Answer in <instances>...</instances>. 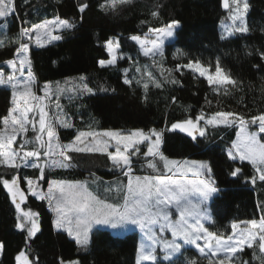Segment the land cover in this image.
I'll list each match as a JSON object with an SVG mask.
<instances>
[{
    "label": "trees",
    "instance_id": "1",
    "mask_svg": "<svg viewBox=\"0 0 264 264\" xmlns=\"http://www.w3.org/2000/svg\"><path fill=\"white\" fill-rule=\"evenodd\" d=\"M248 2V31L225 36L221 23L231 11L232 0L229 9H224L223 0H131L118 2L107 11L100 8L105 0H15L16 15L0 20V68L8 69L7 61L17 56V48L25 41L21 28L57 17L76 23L73 29H61L62 39L30 48V71L39 93L44 86H59L61 92L67 88L69 93V98L64 96L62 101L73 126H59L60 138L71 140L87 129L159 128L163 132V154L208 161L209 174L220 191L210 201L213 216L206 225L209 231L227 239L233 235V223L244 225L264 216V181L257 178L253 184L250 178L256 171L251 162L233 160L228 155L239 123L202 125L206 133L197 134L195 139L171 126L218 111L237 113L249 123L252 117L264 113V59L259 55L264 52V0ZM82 5H87L83 13L79 10ZM153 12L158 15L153 16ZM172 21H179L177 35L167 43L163 55L144 56L131 37ZM115 37L125 58L113 66L101 67L98 61L109 59L105 42ZM217 59L237 85L210 84L206 75L184 67L190 61H199L213 73ZM127 68L131 84L124 82ZM81 77L85 79L81 81ZM156 81L161 87L155 86ZM77 83H87L93 93L79 90ZM74 87L76 91H72ZM12 98L11 87H0V117L8 114ZM3 125L0 120V129ZM68 155L72 157L71 167L46 169V186L52 178L84 180L98 175L111 180L127 176L113 165L107 153L69 151ZM149 160L135 159L134 172L151 174L148 168L142 169ZM236 168L242 171L233 177L231 172ZM17 173L25 188L23 178L36 177L39 170L0 165V241L5 245L0 264H20L16 257L22 250L30 260L38 258V264H63L72 259L80 264H137L138 231L117 234L108 228H95L91 242L83 248L65 229L55 228V214L48 200L31 194L24 207L40 213V231L29 240L27 232L16 227L17 209L2 184V179L10 180ZM254 251L261 256L256 245L246 246L225 264H261L264 257L255 259ZM211 255L184 246L174 257L164 258L161 253L157 261L143 264H209ZM222 258L224 255H217L212 264H219Z\"/></svg>",
    "mask_w": 264,
    "mask_h": 264
},
{
    "label": "snow or ice",
    "instance_id": "2",
    "mask_svg": "<svg viewBox=\"0 0 264 264\" xmlns=\"http://www.w3.org/2000/svg\"><path fill=\"white\" fill-rule=\"evenodd\" d=\"M131 2V0H105V4H101L100 8L105 11L108 8L114 9L116 4ZM236 4V13L238 16L234 19L241 18L243 12L249 7L247 0H243L241 9V0H233ZM107 5V7H106ZM225 7H228V0H224ZM87 5H82L80 7V12L83 13ZM16 15L15 11V0H0V18L7 19L10 16ZM153 16L158 15L157 12L152 13ZM179 24V21H172L170 24L162 29H152V32L156 33L157 39L154 41H148L142 39L139 36H132L131 39L137 41L143 48L144 55H154L162 46V37H173L174 28ZM49 25H55L58 28L63 29H73L76 27V23L60 19L57 17L51 21H44L42 24L32 25L31 28H21L20 35L28 36L31 31H36L39 34L40 29H47ZM6 27V25H5ZM241 32H247L248 28L246 26L239 29ZM54 39H62L60 36L54 37ZM39 42V41H37ZM107 50L112 53L111 58L108 60H99L98 63L101 67L113 66L116 64L117 57L115 55L116 49L119 48L118 40L108 39L106 42ZM151 44V47L148 45ZM43 46V45H41ZM29 50V45L27 43H21L17 48V54L27 53ZM162 55V52L160 53ZM259 55L264 59V52H259ZM7 63L13 68H15L16 61L9 60ZM21 65V71L23 66L30 61L21 59L19 61ZM179 67V66H178ZM184 67L188 69H194L199 71L203 76L208 72V69L204 68L199 61H190ZM259 67V66H256ZM125 73L128 71L124 70ZM136 71H140L139 68ZM147 75L152 77V73L148 72ZM15 79L14 75H10L7 78L4 74L0 72V85L9 84ZM81 81L85 77L80 78ZM207 80L210 84H232L237 85V81L233 80L230 75L226 74L224 70L219 66V59H217V65L214 74L207 75ZM125 83L131 84L132 81L125 77ZM24 87L28 88V81H21ZM13 88H17L19 84H13ZM144 88H148V84L144 83ZM156 87H161V84L156 81ZM79 90L86 93H93V89L88 86L87 83H82L78 86ZM77 88H73L72 91H76ZM21 100L24 102V106L16 100V94H13L12 104L13 107L8 110V114L0 117L3 121L5 128L11 125L12 133L5 136L4 131H0V165H4L11 169H19L21 164L25 167L39 168L40 177L37 178L35 183H38L39 179L44 176L43 168L40 163L28 164V158L34 157L39 159L41 157V152L39 150L23 151V155L19 151H7L5 150L7 146H10L16 139V134L18 132H27L28 128L26 125L32 123L28 119V113L34 110L39 113V133H44L47 129L46 135L48 137L47 142L43 139L42 135H37L35 137L36 141L39 142L38 147L47 150L44 152L46 157H53L59 155L60 159H50L45 160V164H51L54 167L68 168L72 165L69 163L72 157L67 155L68 151L76 152H101L107 153L113 165L125 169V175H130L132 173V156L140 152L139 145L148 142L147 153L145 155L155 156L160 155V159L164 160L173 166L177 167V170L183 171V167L178 164L177 161H168V158L159 153V145L161 144V133L157 132L155 129L149 130L145 133L143 129H136L129 133H122L119 130H106L103 133L94 132H79L75 137L74 142L69 145L56 144V149L58 152L53 151L52 140L56 136L53 127L46 123V113L44 107L33 105L32 100H37L42 102L41 97H37L30 94V91L22 92ZM146 99V97H145ZM175 101V98H173ZM13 113H18L14 115ZM204 119L201 115L196 118L194 122L192 119H187L182 122L173 123L171 128L180 129L187 132L189 135L193 136L195 139L196 134L199 136H204L206 133L205 128L198 127V122ZM236 119L241 124V129L243 131L245 125V119L243 116L231 111H218L212 114L206 121L208 125H219V124H229ZM259 121L260 127L259 131L264 133V113L259 116H254L251 118V122ZM65 127H72L70 123H64ZM35 129V125L33 124ZM92 137L93 143L91 146L76 147V143L83 144L84 140L82 138ZM153 137L155 139L153 140ZM106 138V139H105ZM6 141V143H5ZM110 141H115V152H109V147H111ZM27 143V142H26ZM24 145H21V149ZM131 150V151H130ZM235 152V155L233 154ZM228 155L231 159L235 160L237 156L241 161H250L253 166H255V171L258 174V179L264 181V143H260L256 137V134L245 135L242 142H234L232 149H229ZM19 158V163L17 162ZM196 164V170L189 167L186 169L187 172H193L196 177L204 174V172H211L210 166L206 162H194ZM149 166L155 168L154 163H149ZM173 169L168 168L171 172ZM240 168H236L231 172L233 177H236L241 173ZM19 174H15L12 178L2 179V184L7 192L11 196V200L17 209V225L16 227L24 230L28 234V239L35 237L40 231L39 226V216L40 213L33 211L32 209L24 210L21 208V203L26 199L24 190L19 188V183L21 181ZM26 179L28 190L32 192L34 196H37L40 200H48L49 206L53 207V211L56 213V218L53 221L56 229H66L69 235L75 237V241L78 246L86 248L90 242V232L92 227L97 224H111L112 227H117L118 225H124L126 223L138 224L141 228H148L151 232L150 225L157 223L159 217H163L164 221L167 222V226L172 229L173 236L183 237L185 242L196 244L201 254H206L205 247H201L196 242L198 240H204L206 248L211 251L212 255L209 257V264H212L213 258L217 257L218 253H223L224 258L219 259V264H225L226 261L231 262L233 257L237 255L238 252H243L244 247L253 248L254 245L258 248L261 256H256L255 251L253 252V257L255 259H261L264 257V216L260 218L259 221L252 219L246 223L251 226V228L245 227L238 230V225L233 223V235H230L225 239L223 235H217L215 232L209 231L208 228L204 227L203 220L211 221V213L208 211L206 204L208 200L217 194L220 189L215 186V181L212 179H194V180H183L176 179L172 180L167 176L163 177H134L135 184L133 180L130 179L127 185V194L123 197L122 204H111L100 200L92 192L88 191L87 187L80 182L72 181H52L49 183L47 191H36L33 188L34 181L32 178ZM251 182L256 183L257 176H252ZM53 185L56 186L57 191H54ZM192 194H198V200L193 203ZM158 201V203H157ZM179 211L180 219L178 221H171L168 213L165 211L166 208L173 205ZM163 205V207H161ZM149 239H152L149 236ZM165 248L171 249L172 251H179L181 245L172 242H165ZM5 248L4 242L0 241V254L3 253ZM168 258V257H166ZM16 259L20 264H38L37 261H32L29 259L25 251H20ZM150 260L155 261L156 256L154 255V249H146L145 244L142 242L140 245V253L137 259V264H140V260ZM68 264H79V261H70ZM192 264H195L193 261ZM247 264V262H243ZM261 264H264V259H261Z\"/></svg>",
    "mask_w": 264,
    "mask_h": 264
},
{
    "label": "rangeland",
    "instance_id": "3",
    "mask_svg": "<svg viewBox=\"0 0 264 264\" xmlns=\"http://www.w3.org/2000/svg\"><path fill=\"white\" fill-rule=\"evenodd\" d=\"M247 3L249 5L248 0H247ZM242 4H243V0H241V9H242ZM236 7H237L236 4L232 0L231 11L222 20L221 27L223 28L222 31H223V34L225 36L233 35L235 32L239 31V29L241 27L246 26L248 28L247 15H248L249 8L243 12V16L241 18L234 19V17L238 16V14L236 13ZM242 11H243V9H242ZM1 19H4V18H0V20ZM54 19H56V18H51L48 21H51ZM42 23L43 22H41L40 24H42ZM178 27H179V24L176 25L174 28V36L173 37H162V40H163L162 46H160L159 50L154 55H147V56H150V57L162 56L167 43L176 37V35H177L176 31H177ZM162 28H165V26L160 27L158 29H162ZM61 29H63V28H58L55 25H49V27L47 29H40L39 34L36 31H31L28 36H23L24 40H25L23 43H27L29 45L28 52L20 54V55L17 54V56L14 59H12V60L16 61L15 68H13V66H11L9 64H8V69L0 68V72H2L4 74L5 78H7L10 75L15 76V79L12 81V83L2 84V85H0V87H2V86L9 87V88L11 87L13 94L14 93L16 94L17 102L20 103L21 106H24V102L21 100V95H20L22 92L30 91L31 95L42 98V102L37 101V100H32L31 102L33 105H38V106L44 107V111L46 113V117H45L46 123L50 124L56 133V136L52 140V146H53L54 152H58V150L56 149L57 143H59L60 145H69V144H72L74 142V139H75L74 138L71 140L63 141L60 138V135L58 133V127L59 126H62V125L64 126V123H70L71 124L70 120H68L67 114L65 113V107H64V103L62 101V98L64 96L66 98H69V95H68L69 93L67 92V88H66V92L65 91L61 92L59 86H52V87L51 86H44L43 88H41V90H40L41 92L39 93L37 86H36V83L34 82L33 72L30 71V69H31L30 48L31 47H41V45H47V44H50L51 42L56 41L57 39H54V37L60 36L59 33H60ZM135 36H139L142 39H146L148 41H154L157 39L156 33L152 32L151 30L148 31L146 34H143V35L137 34ZM112 39L114 41L118 40L117 37L112 38ZM37 41H39V42H37ZM118 42H119V40H118ZM135 42L137 45H139V49L142 52V54L144 55L142 46L137 41H135ZM148 47H151V44H149ZM161 52H162V55L160 54ZM111 55H112V53H109V59L111 58ZM115 55L117 57L116 62L119 59L125 58V54L122 53V51H121V46H119V48L116 49ZM144 56H146V55H144ZM25 58L30 61V64L26 63L23 66V69L21 71V65H20L19 61L21 59H25ZM106 60H108V59H106ZM201 65L204 68L208 69L205 65H203V64H201ZM127 70L128 71L126 72V74H127L126 77H127V79H130L129 75H128V72L130 71V69L127 68ZM197 72L200 74L199 71H197ZM214 73H215V71L212 73L208 70V72L205 75L207 76L209 74H214ZM21 81H28V88L27 89L24 87V85L22 83H20ZM13 84H19V86L17 88H13V86H12ZM77 84H78L77 86H79V83H77ZM68 87L70 88V86H68ZM13 114L18 115V113H13ZM209 117L205 116L204 119L200 120L198 122V127L204 128V127H202V125L207 124L206 121ZM28 119H29V121H32V123H29L28 125H26V127L28 128V131L26 133L25 132H18L16 134V139L13 141V143L10 146H7L5 150H7V151H12V150L19 151L21 153V156L23 155V151L39 150L41 152V157L39 159L34 158V157H30V158H28L27 163L28 164H31L34 162L40 163L41 167L43 168L44 173H45L47 168L56 169L57 167L51 166V164H45L44 161L50 160V159L59 160L60 159L59 155H55L53 157H46L44 155V152L47 149L46 148H43V149L39 148L38 147L39 142L36 141V139H35V137L37 135H42L45 142H47V139H48V137L46 135L47 129L45 130L44 133H39V131H38V129H39V123H38L39 113L35 110L33 112L28 113ZM193 121L195 122L196 119H194ZM237 121L238 120L233 119V121L231 123L237 122ZM238 123H239V121H238ZM250 123L245 121L243 131L241 129V124L239 123L238 132H237L236 139L234 142H237V143L242 142L245 135L250 136L253 133H255L259 142L264 143V139L262 136V134H264V133L259 131V127H260L259 121L252 122V125H254V127ZM33 124L35 125V129L33 128ZM71 125H73V124H71ZM136 129H143L145 131V133H148L149 130H151V129H155L157 132H160L161 133V144L159 145V150H158L159 153L162 154L163 156L167 157L168 161H177L178 164L180 166H182L184 170L183 171L177 170L176 166H173L172 164H170L164 160H161L159 154H157L155 156L145 155L147 153V148H148V142L146 141L145 143L139 145L140 152L137 153L136 155L132 156V173L130 175H127V176L122 175V177L118 176L115 179H111V180H108V179L104 178L103 176H98V175H94V177H91L90 179H84V180H82V179L73 180V179H62V178L54 179V178H52L49 180V182L47 183V186H46L44 176L42 179H39L38 183H35V181H37V178L40 177V169L38 168V170H39L38 176H36V177L28 176L27 178L33 179V181H34L33 188L36 191L46 192L49 183L52 181L80 182L87 187L88 191L92 192L100 200L105 201L106 203H111V204H122L123 203V197L127 194L128 182L130 179H132L133 184H135L134 177H136V176H139V177H146L147 176V177H152V178L167 176L172 180H176V179L194 180L197 178L194 175V171L196 170V164L194 162H206L209 165L208 161H205V160L193 159V158H185V159L176 158V157L172 158V157H169V156H166L165 154H163L161 152V146L163 143V141H162L163 132H162V130H160L157 127H152L150 129H145L143 127H141V128L133 127V128H130V130H122V129L119 130V129H113V128L98 129V130L87 129V130H81V131H83V132L91 131L94 133H103L106 130H119L122 133H129V132L136 130ZM0 131H4L5 136L10 135L12 133L11 125H9L7 128H5V125H3L2 129H0ZM82 139L84 140V143L80 144L77 142L76 147L91 146L93 143H95V141H93L92 137H87V138H82ZM154 139H155V137H153V140ZM5 143H6V141H5ZM110 143H111V147H109V152H115V141H110ZM233 143L229 146L228 149H232ZM21 145H24L23 149H21ZM68 154H69V151H68L67 155ZM233 154L235 155V152H233ZM146 158L150 159V160L147 162L146 165H143L142 169L148 168V170H150L152 173L151 174H146V173L142 174L140 172H134L135 171L134 169L137 168V165L135 164L134 160L135 159H138V160L139 159H146ZM236 159H239V157L237 156ZM17 162L18 163L20 162L19 158H17ZM149 163H154L155 168L150 167ZM21 166H24V165L21 164ZM169 167H171L173 169L171 172L168 171ZM189 167L193 168L194 171L193 172H187L186 169ZM29 168H32V167H29ZM254 168H255V166H254ZM119 169L122 170L123 173H125V171H126L125 169H122L120 167H119ZM164 172L167 174L163 175L162 173H164ZM168 173H171V174H168ZM255 176H257V178H258L257 173L255 174ZM199 177L203 178V180H208V179L214 180L213 177L208 172H204V174L199 176ZM197 179H200V178H197ZM19 188L24 190L26 199H27L29 194L33 195L32 192L28 190L27 182H26L25 188L21 187V184L19 183ZM53 188H54V191H57L55 185H53ZM214 196H215V194L208 200V202L206 204L208 211L211 213V219H212L213 214L211 212L210 201ZM35 197L38 198L37 196H35ZM26 199L21 203V208L24 210L29 209V208L26 209L24 207V203L26 202ZM192 199H193V203H196L198 200V194H192ZM157 203H158V201H157ZM161 207H163V205H161ZM50 208L53 210V207H50ZM165 211L168 213L171 221L174 222V221H178L180 219L179 211L175 208L174 204L169 206L168 208H166ZM54 214H55L54 217L56 218V213L54 212ZM55 218H54V220H55ZM257 221H259V220H257ZM202 222L204 224V227L207 228L206 223H208L209 221L203 220ZM39 224H40V222H39ZM237 225H238V230L243 229L245 227L251 228V226L248 224L240 225L237 223ZM103 227L108 228V229L112 230L113 233L115 232L117 234H124V233L138 231L140 241H139L138 248H137L138 253H137L136 260L138 259V256L140 253V245L142 242L145 244L146 249H154V255L156 256L155 261L158 260V256L161 255V253H162V256L164 258H166V257L170 258V257H174L177 254H179V252L184 248V246H187V247L193 246V247L197 248L196 244L185 242L183 237H180V236L174 237L173 233H172V229L167 226V222L164 221L162 216L159 217L157 223L150 225L151 232H149L148 228H141L138 224H132L130 222L126 223L124 225H118L117 227H112L111 224H97V225H94L92 227V230L89 234L90 239H91V234H92L93 229L103 228ZM149 236H151L152 239H149ZM172 241H175L176 243H179L181 245V248L178 252L165 248V246H164L165 242H172ZM196 243L199 244L201 247H205V252H206L205 255H211L212 254L211 251H209L206 248L204 240H198ZM197 250L199 251L198 248H197ZM217 255L222 256L224 254L218 253ZM1 256L2 255L0 254V257ZM70 261H63V264H68V262H70ZM72 261H77V260L72 259ZM148 261H150V260L141 259L140 264L147 263ZM155 261H152V262H155Z\"/></svg>",
    "mask_w": 264,
    "mask_h": 264
},
{
    "label": "water",
    "instance_id": "4",
    "mask_svg": "<svg viewBox=\"0 0 264 264\" xmlns=\"http://www.w3.org/2000/svg\"><path fill=\"white\" fill-rule=\"evenodd\" d=\"M228 5H229L228 7H225V5H224V0H223V7H224V9H229V7H230V0H228ZM186 133H187V132H186ZM197 134H198V133H197ZM197 134H196V135H197ZM190 136H191V135H190ZM192 137H193V136H192Z\"/></svg>",
    "mask_w": 264,
    "mask_h": 264
},
{
    "label": "crops",
    "instance_id": "5",
    "mask_svg": "<svg viewBox=\"0 0 264 264\" xmlns=\"http://www.w3.org/2000/svg\"><path fill=\"white\" fill-rule=\"evenodd\" d=\"M197 178L203 179V178H201V177H197ZM197 178H196V179H197Z\"/></svg>",
    "mask_w": 264,
    "mask_h": 264
}]
</instances>
